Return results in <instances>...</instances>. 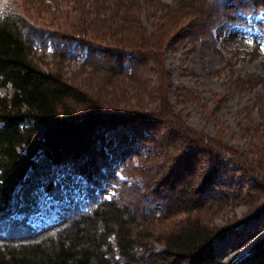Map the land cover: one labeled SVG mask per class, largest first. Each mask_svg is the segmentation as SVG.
Instances as JSON below:
<instances>
[{
	"label": "trees",
	"instance_id": "1",
	"mask_svg": "<svg viewBox=\"0 0 264 264\" xmlns=\"http://www.w3.org/2000/svg\"><path fill=\"white\" fill-rule=\"evenodd\" d=\"M49 1L56 11L65 2ZM73 1L78 5L74 24L54 36L64 40L57 43L85 50V59L94 60V50L106 51L97 69L99 79L114 78L103 84L110 100L100 87L79 88L39 68L33 44L44 48L49 41L52 47V40L46 42L43 28L23 14L0 7V89H11L9 95L0 94V264H264V236L238 262H221L212 254L217 241L264 213V93L256 95L248 113L255 111L258 122L241 128L247 142L238 148L224 141L221 128L208 136L186 123L169 101L164 65L165 52L178 41L195 43L211 39L215 31L252 26L263 30L264 0ZM229 81L242 94L264 88L262 75ZM177 96L180 102L196 100L191 92ZM116 126L148 142L147 156L155 159L150 164L156 170L153 190L148 185L137 193L128 185L123 160L112 162L110 178L97 168L109 158L92 147V139L112 144L101 133ZM40 155L55 165L70 163L85 182L79 190L84 205L66 201L67 193L48 181L45 196L63 206L54 218L33 225L22 216L30 206L22 205L20 188L29 182ZM230 166L257 194L248 213L222 228L189 216L215 199V190L224 187L217 175ZM105 181L112 190L109 197L98 191ZM161 188L164 219L189 217L162 233V247L155 249L146 224L153 211L142 197Z\"/></svg>",
	"mask_w": 264,
	"mask_h": 264
},
{
	"label": "rangeland",
	"instance_id": "2",
	"mask_svg": "<svg viewBox=\"0 0 264 264\" xmlns=\"http://www.w3.org/2000/svg\"><path fill=\"white\" fill-rule=\"evenodd\" d=\"M161 1L173 5L178 0ZM53 4L49 0H0L1 8L8 7L23 14L31 23L43 28V39L52 40V47L47 40L44 48L33 44V60L39 68L59 73L69 84L79 88L94 91L95 87H100L105 99L110 100L113 96L111 97L108 89L103 88V84L114 78L102 76L99 79L101 72L98 70L101 69H97L98 63L105 61L103 56L107 54L106 51L94 50L90 56L94 60H90L88 57L85 59V50L75 43L71 46L60 44L64 40L56 38L54 34L57 29H70L74 24L78 5L73 0H65L56 11ZM148 29L151 31L149 27ZM36 39L40 40L39 37ZM58 41L61 42L57 43ZM164 65L171 87L169 101L176 111L181 112L186 123L208 136H214V132L221 128L225 135L224 141L238 148L245 147L247 139L242 136L241 128L251 120L253 123L258 122L255 111L249 117L248 113L252 110L256 95L264 93V88L258 87L252 93L242 94L230 84L229 78H242L252 74L264 76V29L252 26L220 33L215 31L211 39H201L195 43L178 41L173 45V50L165 52ZM184 91L194 95L195 103L180 102L177 95ZM10 93V87L0 89L1 95ZM101 135H107L108 140L112 139V144L106 141L102 144L96 137L92 139V147L97 151L101 150L99 153H104L105 158H109V162H99L97 165L98 169L105 172L104 176L111 177L113 161L119 164L123 160L127 184L135 186L137 193L148 185L149 190H153L156 170H151L150 164L155 159L152 154L147 156L148 142L138 139L139 136L133 138L131 130L122 126L104 130ZM66 162H62L60 166L55 165L48 157L40 155L36 159V167L30 174L29 182L20 188L22 205L30 206L22 216L27 217L33 225L54 218L55 213L63 206V203L57 202L53 197L45 196L44 188L48 181L57 183L67 193L66 201L73 199L81 207L84 205L79 190L84 189L85 182L73 173L70 163ZM234 168L230 166L218 173L217 177L224 186L222 190H215V199L189 216L199 218L215 228H222L239 222L248 213L250 202L257 194L247 190L242 176ZM162 189L153 195L142 197V203L153 211L146 224L153 230L155 249L162 247L158 242L163 237L162 233L178 228L189 217L181 214L164 219L160 204ZM98 191L106 197L112 194L108 181L103 182ZM236 229V232L227 234L215 243L212 254L217 260L235 263L243 259L255 242L264 236V213L258 219L245 226L239 225Z\"/></svg>",
	"mask_w": 264,
	"mask_h": 264
}]
</instances>
